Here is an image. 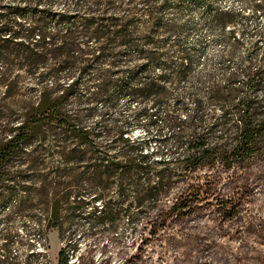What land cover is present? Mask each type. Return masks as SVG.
Listing matches in <instances>:
<instances>
[{"label":"trees","instance_id":"trees-1","mask_svg":"<svg viewBox=\"0 0 264 264\" xmlns=\"http://www.w3.org/2000/svg\"><path fill=\"white\" fill-rule=\"evenodd\" d=\"M185 1L0 2V86L7 91L28 89L34 97L0 148V184L10 182L26 194L28 187L20 182L27 179H20V174L28 172L35 175L28 182L38 184L41 194L50 188L53 196L45 227L60 230L62 211L73 218L82 216L83 197L89 190L95 192L93 200L103 204L84 218L114 223L127 212L128 204L123 212L113 209L107 206L111 200L97 191L115 184L119 195L127 188L141 193L138 206L155 202L164 186L159 173L170 164H182L192 173L216 162L228 168L253 157L264 160V49L251 42L244 58L234 59L241 40L232 9L215 12L221 17L218 39L224 43L218 67L196 76L189 87L166 90L165 83L178 84L187 74L190 56L180 41L184 24L177 20ZM262 1L263 5H253L255 11L264 9ZM169 41L178 66L170 74L162 64L154 74L153 63L171 56L165 49ZM122 98L136 103L130 115L117 112ZM209 106L219 114L208 113ZM135 126L143 129L142 137L130 135ZM35 130L37 138L42 134L38 145L23 150ZM50 130L55 133L47 136ZM150 138L157 144L152 153L145 150ZM16 152L23 155L16 164L24 169L9 175L6 165ZM180 154L183 162L177 163ZM153 155L169 159L154 160ZM51 157L60 159L52 169L43 166ZM187 198L161 211L160 218L167 220L186 207ZM229 201L220 209L223 220L236 212ZM36 223L42 226L41 220ZM153 224L155 234L158 224ZM59 264H71L64 250L59 252Z\"/></svg>","mask_w":264,"mask_h":264},{"label":"rangeland","instance_id":"rangeland-1","mask_svg":"<svg viewBox=\"0 0 264 264\" xmlns=\"http://www.w3.org/2000/svg\"><path fill=\"white\" fill-rule=\"evenodd\" d=\"M256 2L263 5L262 0L185 1L186 6L177 20L184 24L180 41L190 56L187 74L178 84L165 83L166 90L174 92L179 86L189 87L196 76L218 67V55L224 49L223 41L218 39L217 20L221 18L215 15L218 10L232 9L237 15L234 23L241 45L235 60L244 58L251 42L257 43L259 50L263 51L264 9L255 11L253 5ZM198 45L202 49L197 50ZM165 49L171 56L166 62L153 63L154 74L162 64L168 66L170 74L178 66L179 60L171 41L167 42ZM219 76L216 81L224 85L222 79L218 80ZM2 80L0 77V82ZM19 80L26 85L30 83L22 76ZM33 100V92L28 89L7 91L0 86V148L13 134L10 129L18 124ZM187 105L190 107L189 101ZM136 107V103L122 98L117 104V112L130 115ZM206 111L219 114L213 106L207 107ZM180 117L185 119V114ZM53 133L50 130L46 135ZM38 135L37 138L36 130L33 131L23 150L37 146L42 137V134ZM130 135L142 137L143 129L135 126ZM156 147L155 139L150 138L145 150L152 153ZM22 156L21 152L12 155L5 170L9 175L24 169L16 164L22 161ZM165 157L153 155L151 159ZM183 158L182 154L178 155L176 162H183ZM58 161V157L47 158L43 166L52 169ZM168 167L159 173L163 179V194L157 196L155 202L138 206L136 200L141 193L138 195L132 188H127L121 194L125 201L120 204L122 197L117 187L109 184L108 189L97 192L104 194L106 201L111 200L112 204L108 202L107 206L113 209L123 212L128 204L123 216L119 215L112 224L86 220V215L103 204L100 200L94 201L95 192L89 190L83 197L86 204L80 209L82 216L73 218L69 211H62L64 224L60 230L45 227L53 192L48 188L43 195L38 184H30L29 179H35V175L20 174V179H27L20 182L28 187L26 194L16 190L12 183L2 182L0 264H59L61 250L71 264H264V160L253 157L228 168L216 162L192 173L182 164ZM166 178L172 182L170 185ZM182 197H188L186 207L178 208L167 220L160 218L161 211L170 209ZM226 200L235 204L236 212L230 219L223 220L220 209ZM36 219L42 221V226L36 223ZM154 221L158 224L155 234Z\"/></svg>","mask_w":264,"mask_h":264}]
</instances>
